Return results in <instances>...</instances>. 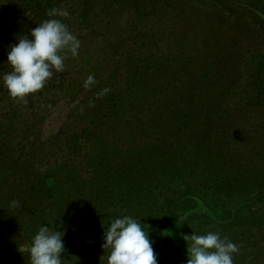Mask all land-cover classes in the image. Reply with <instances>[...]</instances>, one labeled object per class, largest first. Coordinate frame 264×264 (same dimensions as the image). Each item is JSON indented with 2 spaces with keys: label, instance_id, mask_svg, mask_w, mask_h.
Here are the masks:
<instances>
[{
  "label": "trees",
  "instance_id": "obj_1",
  "mask_svg": "<svg viewBox=\"0 0 264 264\" xmlns=\"http://www.w3.org/2000/svg\"><path fill=\"white\" fill-rule=\"evenodd\" d=\"M57 4L58 0H5L3 8L6 6L8 10H20L33 17L23 26L15 21L16 14L20 12L14 11L13 17L0 21V75L11 71L6 61L9 45L29 34L30 29L43 20L50 19L47 11L56 8ZM83 4L88 5V10L75 15L76 25L71 23L74 24L72 27L79 30L84 28V23L92 24L93 18L106 19L113 24L112 19L122 16L125 7L133 11L137 22L141 23L142 18L145 21L163 22V28L156 33L161 41L167 36L175 38L171 33L176 30L173 28L176 21L184 19L183 22H187L186 16L190 20L179 27L177 45L172 44L165 55L162 54V62L144 60L141 72L126 81L131 85L134 77L146 78L148 85L143 86V89L127 86L124 94V90L116 85L114 92L97 97L103 88L111 87L110 82L105 85L97 81L95 86H101V89L90 93L89 100L94 102V106L90 107L88 103V110L83 116L85 120H90L89 124L80 129L85 138L80 143L76 140L71 142V149L76 148L74 153H83L89 163L90 173L84 178L72 167L67 170L68 174L57 179L49 169L41 170L43 158L39 149L45 146V150L49 151L52 143H38V135L33 133L35 128L25 116V109L31 103L28 101L36 95L31 93L23 100L14 99L0 82V244L5 242L2 238L7 228L19 225L21 219L22 225L30 228L26 234L29 242L24 244L26 248L21 250L20 256H16L18 259H10L9 255L0 252V264H31L28 249L32 237L44 224L53 227L63 222L67 228L63 237L66 252L62 256L67 255L75 243L80 244L84 237L96 239L103 233L102 228H98L100 224H95L98 223L97 217L107 215L110 202V197L101 199L98 196L110 193L124 196L135 193L130 201L132 209L141 208L148 222L152 221L153 215L166 214L167 219L175 215L172 223L165 228L172 229V236L165 234L164 229L159 238L164 235L173 237L174 234L176 237L183 219L195 212L215 222L210 221L206 225L209 227L207 232L220 233L229 228V222L220 226L213 218L220 208L225 207V190L221 199H217V203L221 204L218 210L213 209L218 204L211 206L201 196L197 198L194 195L189 196V202L186 200L188 205L191 203L189 206H183V201H167V205L148 203L152 201L156 187L165 185L164 181L169 180L168 167H174L178 160L174 152L176 148L170 143L184 139L193 134L195 129H202L204 123L206 126L215 120L220 102L224 98L230 99L231 90L238 84L240 78H237V72L242 66L248 67L252 73L251 86L259 91L264 88V54L246 62L240 46L242 39L250 35L242 27L248 18L259 23L264 31V0H84ZM97 5H100L101 10L95 8ZM200 8H204L203 11ZM198 12L202 14L196 17ZM234 12L241 14L237 16ZM239 17L242 20L240 24ZM56 18L64 22L61 17ZM67 26L71 30L68 22ZM253 31L250 30V33ZM104 66L81 67L80 78L71 72L57 74L38 95L42 97L45 91L49 92L50 87L55 89L56 86L68 85L71 95L75 96L81 82L89 74L96 77L102 73ZM163 74L166 80L162 78ZM169 91L182 96H166ZM148 92L163 94V97L160 96L159 113L144 108L137 101L143 99L140 97L143 93V102L155 101ZM146 95L150 98H145ZM75 130L70 132V141L78 135ZM259 130L264 131V128ZM59 134L53 137L55 142ZM124 134L126 136L122 138ZM244 135L245 131L238 132L235 139H241ZM231 143L233 138L224 141L222 146H229L224 153L231 150ZM211 164L207 160L202 161L188 170L181 169L179 174L184 177L199 176L202 169L206 170V166L211 167ZM67 181L72 182L71 187L65 185ZM189 188L185 190L188 193L191 190ZM88 189L92 190L90 194H87ZM13 200L18 201V207H11ZM227 211L230 219L238 217L233 216V211H230L231 214ZM23 215H27L29 220L25 221ZM161 219H153L158 229L164 225ZM184 246L187 249V243ZM184 253L187 257V252Z\"/></svg>",
  "mask_w": 264,
  "mask_h": 264
},
{
  "label": "rangeland",
  "instance_id": "obj_2",
  "mask_svg": "<svg viewBox=\"0 0 264 264\" xmlns=\"http://www.w3.org/2000/svg\"><path fill=\"white\" fill-rule=\"evenodd\" d=\"M83 2L84 0H58L56 8L67 10L70 14L66 18H61L66 24L67 22L70 24V31L77 36L81 44L77 56L73 57L70 53L67 54L64 61L65 70L58 75L71 72L80 78L81 67L96 66L97 64L104 66L105 64L102 73H99L95 79L102 81L98 84L106 85L110 82L111 87L108 95L115 91L113 88L116 85H119L122 91L124 90V94L127 86L129 88L140 87L141 89L143 86L146 87L148 85L146 78L134 77L131 85H128L126 81L137 72H141L140 70L145 64L144 60L155 59V61L162 62L165 53L173 45H177L179 27L186 25L190 20L189 16H186L187 22H183L184 19L176 21L173 27L176 30L171 33L175 38L170 39L167 36V39L161 41L156 33L163 28V22L145 21L143 18L141 23L137 22L132 14L133 11L129 10V7H125L123 10L125 12H121L122 16L112 19L113 24L106 19L93 18L92 24L84 23L86 24L84 28L79 30L72 26L75 24V15L88 10V5H84ZM4 3L5 0H0V21L13 17L14 11L20 12L16 9L8 10L6 6L3 8ZM99 7L100 5L95 6V8ZM112 8H114L113 4ZM200 9L203 11L204 8ZM234 13L237 16L241 14V12ZM201 14L202 12H198L195 16L199 17ZM101 16L103 17L104 14ZM31 17L33 16L29 13L20 12L14 19L24 26L28 21H31ZM241 22L239 17L238 23ZM71 23L74 24L71 25ZM242 27L250 34L240 43L245 61L250 62V59L264 54V31L260 24L254 23L251 18H248ZM250 30L254 31L250 33ZM108 44L110 45L107 48ZM162 54L164 55L162 56ZM239 71L237 72V78H240L238 84L231 90L230 99L224 98L220 102L216 109L215 120L206 126L204 123L201 126L202 129H195L193 134L184 137V139L173 140L170 143L176 148L174 152L178 160L174 163V167H168L169 180L164 181L165 185L156 187L155 192L152 193L153 199L148 204L167 205V201H183L181 202H185L183 206H189L191 203L188 205L187 202L190 200L187 199L194 195L197 198L201 196L208 204L214 206L218 204L217 199H221L223 190H225L227 192V196L223 199L225 207L218 210L221 205L218 204L213 208L218 210V214L215 213L216 216L213 218L220 223V226L229 222V228L221 231L220 235L221 237L227 236L239 248V252L234 255V264H264V131L259 130L264 128V88L259 91L256 87L251 86L253 79L248 67L242 66ZM162 78L167 79L165 74L162 75ZM83 82L77 88L79 91L75 96L71 95L68 85H62L59 88L56 86L55 89L50 87L49 92L45 91L42 97L38 95L41 93L39 90L34 93L36 96H31L32 99L28 101L31 103L25 109V116L29 118V123L35 128L33 133L38 135V143H52V149L49 151L45 150V146L42 147L44 150L39 149L43 158L40 166L41 170L49 169L55 179L65 173L68 174L67 170L70 167L79 172L81 178L87 177L90 173L89 163L84 158V154L74 153L76 148L71 149V142L76 140L80 143L84 140L85 136L81 135L80 129L86 128L90 121L83 118L88 110L90 93L101 89V86L94 85L86 89L83 87ZM157 91L159 92V89ZM148 93L154 97L155 101H144V103L142 101L144 93L140 96L143 99L137 101L144 108L154 109L159 113L160 96L163 97V94ZM170 94L176 97L182 96L174 94L172 91H169L166 96ZM145 98L150 97L146 95ZM74 128L78 135L70 141V132ZM242 131H245L244 137L235 139L236 134ZM198 133L201 134L198 135ZM58 134V141L55 142L53 137ZM125 136L126 134L122 138ZM229 138H233L231 150L224 153L223 151L229 149V146H222V144ZM73 158L74 161H72ZM206 160L212 163L211 167L206 166V170L202 169L199 176L184 177L183 174L180 176L181 169L182 171H185L186 168L188 170L196 163ZM241 170H245V172H241ZM225 177L226 180H224ZM71 183L67 181L65 185L71 187ZM189 187L191 190L188 193L185 190ZM91 191L88 189L87 194H90ZM134 194L124 196L110 193V195L98 196L101 199L110 197V202L107 215L97 217L98 223L95 224H100L98 228H102L103 232L104 226L110 218L121 214L140 217L141 223L144 224L143 227L148 228L149 237L153 241L158 264H186L188 259L184 253L187 252L184 246L186 241L182 239V234L189 235L192 232L205 234L206 229L209 228L206 225L210 221L215 222L200 212L190 213L187 218L183 219L176 237L175 234L171 237L172 229L165 228L172 223L175 215L171 219H167L166 214L153 215L154 220L162 218L160 222H164L161 229H158L156 221L145 220L146 217L141 208L132 209L130 201L135 196ZM227 210L229 213L233 211V216L238 217L234 220L230 219L231 216L228 215ZM23 218L25 221L29 220L27 215H23ZM22 222L21 219L20 226L9 227L3 234L5 237L2 239L5 242L0 244V252L9 255L10 259H18L16 256H20L21 250L26 248L24 244L29 242L26 234L30 228L22 225ZM164 229L166 230L165 234H171V236L164 235L159 238L160 232ZM102 234H99L96 239L84 237L80 244L79 242L75 243L71 251L62 256L63 264H106L108 250H103L101 247Z\"/></svg>",
  "mask_w": 264,
  "mask_h": 264
},
{
  "label": "clouds",
  "instance_id": "obj_3",
  "mask_svg": "<svg viewBox=\"0 0 264 264\" xmlns=\"http://www.w3.org/2000/svg\"><path fill=\"white\" fill-rule=\"evenodd\" d=\"M67 10L51 8L47 11L50 19L43 20L30 29V33L9 45L7 63L11 71L0 75V82L10 97L23 100L28 94L43 89L47 82L64 72V61L68 53L73 57L79 54L80 40L61 19L68 17ZM97 83L94 74H89L83 87L89 89ZM110 91L103 88L97 93L102 97ZM94 106V102H89ZM18 201H11V207H18ZM140 217L121 214L110 218L102 234L103 250H108L106 264H158L147 229ZM67 228L63 222L49 227L41 225L32 237L29 251L31 264H63L62 253L66 252L63 237ZM186 241V264H234V255L238 246L227 236L219 232L208 231L205 234L192 232L182 234Z\"/></svg>",
  "mask_w": 264,
  "mask_h": 264
}]
</instances>
